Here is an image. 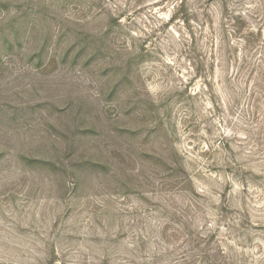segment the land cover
Here are the masks:
<instances>
[{
    "label": "rangeland",
    "instance_id": "1",
    "mask_svg": "<svg viewBox=\"0 0 264 264\" xmlns=\"http://www.w3.org/2000/svg\"><path fill=\"white\" fill-rule=\"evenodd\" d=\"M0 264H264V0H0Z\"/></svg>",
    "mask_w": 264,
    "mask_h": 264
},
{
    "label": "trees",
    "instance_id": "2",
    "mask_svg": "<svg viewBox=\"0 0 264 264\" xmlns=\"http://www.w3.org/2000/svg\"><path fill=\"white\" fill-rule=\"evenodd\" d=\"M49 5V7H53V5H51V4H48ZM62 8H64V7H62ZM64 21H66L67 22V19L66 20H64ZM71 23H74L75 25H79V23L77 22V21H72ZM48 37H46V38H44V42L46 41V39H47ZM192 52V51H191Z\"/></svg>",
    "mask_w": 264,
    "mask_h": 264
}]
</instances>
